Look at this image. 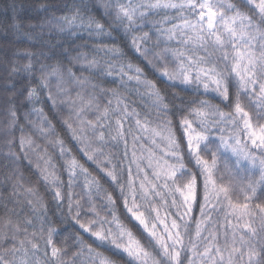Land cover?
Returning a JSON list of instances; mask_svg holds the SVG:
<instances>
[{"label":"snow or ice","instance_id":"obj_1","mask_svg":"<svg viewBox=\"0 0 264 264\" xmlns=\"http://www.w3.org/2000/svg\"><path fill=\"white\" fill-rule=\"evenodd\" d=\"M9 10L0 264H264V0Z\"/></svg>","mask_w":264,"mask_h":264},{"label":"trees","instance_id":"obj_2","mask_svg":"<svg viewBox=\"0 0 264 264\" xmlns=\"http://www.w3.org/2000/svg\"><path fill=\"white\" fill-rule=\"evenodd\" d=\"M12 0H0V21L5 20L7 17H10L13 15L12 11L9 10L7 13H5L3 10L7 7L9 3H11ZM49 3H59V0H48ZM18 3L23 4L25 7L33 3V0H18ZM21 15H25V13H21ZM3 26L0 25V28ZM13 38L11 35H9L8 40H5L3 31H0V49H5L6 45H9L10 41ZM18 46L24 47L27 46L26 42L20 43ZM7 50V49H5ZM0 55H3V51H0Z\"/></svg>","mask_w":264,"mask_h":264}]
</instances>
